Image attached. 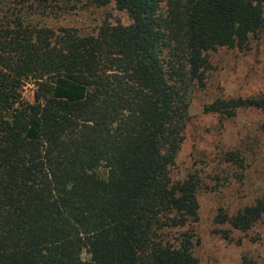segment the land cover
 Listing matches in <instances>:
<instances>
[{
	"label": "trees",
	"instance_id": "obj_1",
	"mask_svg": "<svg viewBox=\"0 0 264 264\" xmlns=\"http://www.w3.org/2000/svg\"><path fill=\"white\" fill-rule=\"evenodd\" d=\"M46 2L0 0V264H197L196 186L170 168L207 54L246 50L264 0H113L130 23L84 35L40 24ZM251 108L264 98L202 111ZM259 221L264 197L213 218L240 232Z\"/></svg>",
	"mask_w": 264,
	"mask_h": 264
},
{
	"label": "rangeland",
	"instance_id": "obj_2",
	"mask_svg": "<svg viewBox=\"0 0 264 264\" xmlns=\"http://www.w3.org/2000/svg\"><path fill=\"white\" fill-rule=\"evenodd\" d=\"M47 1L35 11L44 12L37 20L51 29L74 28L84 35L102 23H130L113 0L103 6L100 0ZM207 57V80L192 95L170 177L181 181L191 176L196 186L198 210L188 228L197 264H264V221L245 232L213 222L218 209L231 215L264 197V108L239 109L229 118L202 111L216 98H264V26L246 50L219 48ZM32 94L33 85L26 82L21 97L31 102ZM228 152H235L237 160L225 162ZM81 258L88 256L82 252Z\"/></svg>",
	"mask_w": 264,
	"mask_h": 264
}]
</instances>
